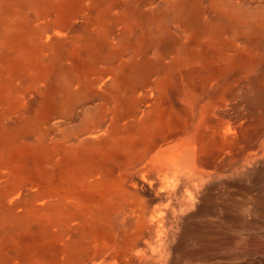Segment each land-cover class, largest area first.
Returning a JSON list of instances; mask_svg holds the SVG:
<instances>
[{
	"label": "rangeland",
	"instance_id": "rangeland-1",
	"mask_svg": "<svg viewBox=\"0 0 264 264\" xmlns=\"http://www.w3.org/2000/svg\"><path fill=\"white\" fill-rule=\"evenodd\" d=\"M0 264H264V0H0Z\"/></svg>",
	"mask_w": 264,
	"mask_h": 264
},
{
	"label": "bare ground",
	"instance_id": "bare-ground-1",
	"mask_svg": "<svg viewBox=\"0 0 264 264\" xmlns=\"http://www.w3.org/2000/svg\"><path fill=\"white\" fill-rule=\"evenodd\" d=\"M233 131V130H232ZM157 157H153V159L148 163V165H147V168L149 169V171H151L152 170V168H154V169H157V170H159L161 167H160V165H161V162H159V163H156L155 162V160H157L156 159ZM142 178H146V175L144 174L143 175V177ZM152 185V184H151ZM150 185V186H151ZM166 188H167V186H165ZM160 188V187H159ZM158 188V189H159ZM153 192L155 193V192H157V189L155 188V189H153ZM184 192V191H183ZM153 193V194H154ZM190 193V192H189ZM192 194V193H191ZM190 195V194H189ZM191 199H193V198H191ZM232 201V200H231ZM209 202V201H208ZM211 202V201H210ZM135 203H138V201H136ZM169 203V202H168ZM139 207L140 208H143L144 207V205H139ZM180 207V206H179ZM170 208V210H167V209H169ZM171 208H172V206H171V204H167L166 205V211L168 212L167 213V217L168 218H170V219H175L176 217H175V212L173 211V210H171ZM175 210V209H174ZM180 211H181V209H180ZM163 213H164V210L162 211V208H158L154 213H152L153 214V216L156 218V219H161V217H164V215H163ZM191 219H194V218H191Z\"/></svg>",
	"mask_w": 264,
	"mask_h": 264
}]
</instances>
